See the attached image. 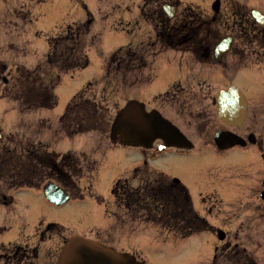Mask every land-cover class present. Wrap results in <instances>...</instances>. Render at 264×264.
Segmentation results:
<instances>
[{
	"label": "rangeland",
	"instance_id": "374dc122",
	"mask_svg": "<svg viewBox=\"0 0 264 264\" xmlns=\"http://www.w3.org/2000/svg\"><path fill=\"white\" fill-rule=\"evenodd\" d=\"M212 1L168 0V3L177 7V13L181 10L188 13L189 11L199 10L203 17L210 19L212 16H216L210 8ZM144 3L147 7L158 8L166 1L0 0V15L11 8L10 12L0 17V21L5 20L6 27L0 28V30L15 31L9 35L8 43L18 48L16 54L18 58L21 55L18 54L21 49L27 50L26 54H29L24 59L10 58L11 54L6 52V37L1 32L0 59L9 64L20 60H23L26 66L36 64L37 60L47 51V36L53 35L67 23L85 19L86 12L83 4L94 17L90 34H97L98 37L97 46L92 45L89 48L88 66L76 70L72 74H64L61 77L60 83L54 90L58 101L53 109L37 110L39 113L36 111L23 113L16 108L17 111L12 109L10 103L0 100V133L2 137L12 134V138L19 141L25 143L27 140L28 143L31 142L34 148L45 150L46 146V150L51 153L72 150L81 158L82 152H84L98 162V169L91 186H88V179L84 178L83 170L80 177L76 179V189H74L72 197H83V194H85L84 198H71L61 205L49 202L41 191L45 182H58L54 176L49 175L40 189L22 188L13 191L2 187L0 184V200L5 195L6 199L11 198L13 201L10 205L0 204V264H49L55 259L59 247L63 240L69 236L68 234H79L91 238L96 236L103 239L104 241L101 240L103 242L112 241V244H108L118 250L129 252L132 249L135 250V254L145 260L147 264H198L206 261L211 256L214 238L208 232L192 235L182 240H175L169 236H164L162 232L154 228L146 227L147 230H145V228H142L144 227L142 224L130 223L126 218L124 222L116 219L112 220V225L109 227L111 219L106 211L109 210V207L111 210L114 209V206H111L112 195L110 190L112 183L116 178L126 175L134 166L142 162L143 152L141 149L114 146L107 134L101 135L91 132L76 135L72 138L60 135L62 137L57 139V134L54 132V122L63 112L67 102L85 83L91 80L96 85L88 89V93L95 99L101 100L105 97L110 105L114 103L122 105L127 98H136L144 102L147 108L155 105L154 108L161 111L165 117L173 122L175 120L181 125V117H178L175 108L168 104L167 99L169 96L176 97V95L182 93V90L193 91L199 89V86H202L211 95L212 91L220 84L230 82L222 71L217 74L220 77L219 80H216L218 76H213L214 70L217 68L213 63V59L204 61L201 58L199 60L198 56L190 52H184L180 55L178 51H164L165 49H163L161 51L164 52L159 54L154 52L148 57L150 70H144L145 74L151 76V71L155 70L150 83L129 87L127 91L121 93L119 89L120 82L116 80L111 85V90L116 92L117 96H113L109 87L105 84L100 89L101 86L96 80L102 77L104 60L113 50L128 43L135 45L136 43H145L148 40L153 41L155 34L152 25L140 18L139 21H136L138 16L137 6ZM232 6L238 10L247 11L251 8H262L260 10L264 13V0H221L220 11L217 16L218 18L222 17L225 24L219 21L218 28L215 30L221 36L235 30V25L230 16ZM12 11L18 14L23 13L25 15L24 22L11 15ZM32 19L31 27L27 20L32 21ZM226 19L229 22H226ZM233 19H235V16H233ZM12 24H17V27ZM26 30L28 31L26 32ZM25 32L26 37L24 36ZM36 32L39 35H35ZM32 49L35 51V55H32ZM122 54L123 52H120L117 59L122 57ZM223 57L224 60L227 59L230 62L232 55L228 52ZM252 70L260 76L263 75L254 68ZM118 73L121 76L120 72ZM133 73L135 74V72ZM250 77H254L253 72L247 70L238 77L239 82H237V85L240 87L246 86ZM219 81L222 83H219ZM171 86H179L177 92L175 90L176 93L173 90L171 91ZM167 90H170L171 93L169 92L166 98V95L162 93ZM158 95L161 98L156 99L155 97ZM41 121H48V124L42 126ZM181 128L184 133L196 139L189 130ZM147 163L157 171L181 181L190 193L193 207L199 214L203 215L199 195L209 192L214 184L212 176L215 161L214 154L210 150L198 148L189 151L162 149L159 154L149 156ZM80 165L82 166V164ZM102 200L103 202H100ZM202 208L206 216H208L207 214L210 215L208 201L203 202ZM241 220L247 221L243 224V227H237L241 233L242 242L252 249L254 244H259L256 252L258 251L264 256V221L250 219L247 215ZM241 220H235L233 228L236 224L241 223ZM49 222L63 226L67 233L64 230L57 231L55 229L43 232L44 226ZM126 227L130 229L139 227V229L134 228L136 234L128 235L130 234L129 230L126 231L127 233L122 234L119 228L125 229ZM209 231L213 230L210 228ZM126 236L131 238H124ZM238 237H240L239 233ZM13 245L22 247L19 250L21 257L18 259L12 258V250L15 248ZM34 247L39 249L37 259L31 257L32 252L28 249ZM256 261L262 264V259H256ZM202 264H206V262Z\"/></svg>",
	"mask_w": 264,
	"mask_h": 264
},
{
	"label": "trees",
	"instance_id": "16d2710c",
	"mask_svg": "<svg viewBox=\"0 0 264 264\" xmlns=\"http://www.w3.org/2000/svg\"><path fill=\"white\" fill-rule=\"evenodd\" d=\"M159 13L151 10L149 14L161 29L157 33V40L165 46L174 47L178 31L166 29V19ZM90 22L91 18H88L82 23L68 24L50 37L49 50L42 66L27 69L15 65L6 70V66L0 64V76L4 72L7 76L0 96L16 102L24 110L53 108L56 105L53 91L60 81V73L82 69L88 65V40L84 35L89 32ZM93 40L91 37L89 42L92 43ZM117 55L118 51L110 56L103 76L105 85L113 95L116 92L111 90V80L119 81L121 87L125 88L131 68L145 64L143 56L130 49L125 51V56L119 61ZM120 61L125 63L122 68L118 64ZM89 85L90 83L87 86ZM103 101L104 99L92 100L86 95V88L82 89L67 103L58 119L59 128L68 136L88 131L105 132L111 118ZM7 142L0 144V180L9 188L38 187L43 179L51 175L73 194L76 189L74 180L80 177L83 168L88 171L93 169L89 161L71 152L62 155L48 154L40 148L24 145L12 138ZM112 192L131 217L142 218L167 228H177L181 235L203 227L192 211L185 188L160 174L150 172L146 167L136 168L128 179L117 180ZM57 227L54 223L47 226L48 229Z\"/></svg>",
	"mask_w": 264,
	"mask_h": 264
},
{
	"label": "flooded vegetation",
	"instance_id": "af4514ba",
	"mask_svg": "<svg viewBox=\"0 0 264 264\" xmlns=\"http://www.w3.org/2000/svg\"><path fill=\"white\" fill-rule=\"evenodd\" d=\"M215 43L208 45L209 48L213 49ZM202 45H199V49ZM230 50L233 51V58L230 62L225 59L221 64L231 69L229 81L235 82L244 95L249 96L250 94L258 98L251 100L253 103L247 110L243 123L239 126L225 125L219 119L212 121L211 129L214 128V130L208 145L215 156V169L212 176L214 184L210 196L212 205L210 210L213 220L221 225L216 229L226 227L227 231L233 222L234 215L239 216L237 212L240 210L250 211L255 215L264 213V77L259 79L256 76L250 77L246 86L237 85L238 77L246 72V64L242 61L249 63L250 55H256V65L264 75V44L259 52H252L246 38L233 37ZM222 57L223 55L220 56V60ZM198 93L201 95L200 98L208 99L213 111L214 97L212 95L208 97L209 92L202 88L198 90ZM212 117L217 118L215 114ZM217 129L227 130V136L235 135L240 140L229 148H219V143L213 138V132ZM222 198L229 201L224 207H222ZM230 203L244 205V208L237 209ZM235 235L225 233L224 239L216 243L215 248L219 253L215 254L213 264H223L221 253L233 250L232 240ZM236 258L240 261V256Z\"/></svg>",
	"mask_w": 264,
	"mask_h": 264
},
{
	"label": "water",
	"instance_id": "95a60500",
	"mask_svg": "<svg viewBox=\"0 0 264 264\" xmlns=\"http://www.w3.org/2000/svg\"><path fill=\"white\" fill-rule=\"evenodd\" d=\"M219 3L213 4L215 10ZM163 10L172 16L174 8L164 5ZM256 17V15L254 14ZM119 134V137H118ZM111 140L116 143L148 147L155 138H160L165 146H186L185 138L165 119L155 112H146L144 105L135 100H128L117 111L111 125ZM44 195L53 203L61 204L68 195L58 186L49 183L44 188ZM57 264H142L127 253H119L110 247L80 236L70 237L58 255Z\"/></svg>",
	"mask_w": 264,
	"mask_h": 264
}]
</instances>
